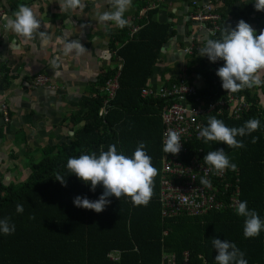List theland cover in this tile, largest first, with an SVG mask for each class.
<instances>
[{"label": "trees", "instance_id": "1", "mask_svg": "<svg viewBox=\"0 0 264 264\" xmlns=\"http://www.w3.org/2000/svg\"><path fill=\"white\" fill-rule=\"evenodd\" d=\"M137 1L135 16L131 19L124 14L128 24L118 28L109 42L110 53L116 55L115 60L122 58L123 67L120 88L110 101L108 114L99 117L105 99L102 88L116 74L117 67L104 72L93 96L84 100L82 119H72L76 124L82 121L83 125L75 130L71 143L44 147L42 157L36 163L30 161V169L22 180L10 184L0 180V220L8 217L15 225L11 235L0 232V264H162L164 254L174 255L175 264H217L214 238L235 243L244 252L248 264H264V230L257 237L245 238V217L235 212L236 203L247 201L248 208L264 221V114L258 97L250 95L249 89L226 92L216 75L223 60L211 62L200 56L199 51L184 60L190 83L198 82V95L220 98L230 93L242 95L248 103L238 119L230 111H224L222 116H210L228 127H241L250 119H258L260 127L247 136L236 137L243 141V148H229L223 142L205 143L203 138L189 143L191 154L203 163L207 152L223 148L230 162L236 164L235 171L225 170L230 186L222 189V209L198 217L160 215L157 193L163 102L158 98H143L142 93L149 87L155 66L161 62L162 48L171 43L175 32L170 23L154 19L157 8H150L151 0ZM146 7L148 10L141 17L140 10ZM135 26L139 30L131 34ZM219 37L220 34L212 39ZM199 81L205 86L200 87ZM253 137H258L255 143ZM140 142H145V151L158 170L154 195L147 206H134L126 196L120 200L108 197L110 203L100 213L74 205L73 199L78 195L98 199L103 187L98 185L92 191L89 184L70 174L66 167L69 158L93 152L98 156L112 144L118 152L131 157ZM57 173L66 176V186L54 178ZM231 183L239 188L236 195L232 193ZM17 204L23 206V213L16 212ZM113 251L121 252L119 261L109 259Z\"/></svg>", "mask_w": 264, "mask_h": 264}, {"label": "crops", "instance_id": "2", "mask_svg": "<svg viewBox=\"0 0 264 264\" xmlns=\"http://www.w3.org/2000/svg\"><path fill=\"white\" fill-rule=\"evenodd\" d=\"M193 1H150V8H157L154 19L170 23L175 32L171 44L161 53L152 80L166 82L185 68L178 52L190 44L189 38L198 37L205 46L207 37L203 27L191 20ZM212 1L222 17L221 30L224 26L235 28L240 19L252 26L257 35L264 30V11L255 9V0ZM1 2L4 16L9 19L14 18L19 5L30 7L41 21L40 31L47 36L46 41L38 34L32 40H25L7 29L6 21L0 19V180L10 184L26 176L29 163L40 160L44 147L71 143L75 130L83 125L82 121L76 124L72 119H82V103L93 96L104 72L117 64L109 42L118 28L111 22L105 26L97 19L98 13L113 10L108 0H83V9L69 11L60 7L63 0ZM137 2L132 0V6L125 12L128 18L135 16ZM147 10L148 7L142 8L140 16ZM72 41L78 42L83 51L66 54L65 45ZM40 74L49 77L55 89H35L30 81ZM199 86L205 85L199 81ZM248 93L258 97L264 114V84L249 89ZM2 103L9 109V122L2 115Z\"/></svg>", "mask_w": 264, "mask_h": 264}, {"label": "clouds", "instance_id": "3", "mask_svg": "<svg viewBox=\"0 0 264 264\" xmlns=\"http://www.w3.org/2000/svg\"><path fill=\"white\" fill-rule=\"evenodd\" d=\"M108 3L113 10L98 13V21L105 26L111 22L117 28H124L128 24L124 14L132 6V0H108ZM60 7L69 11L83 9L85 4L83 0H63ZM254 7L257 11H264V0H255ZM0 19L6 21L4 26L7 29L25 40H32L37 34L42 40H47L46 34L40 31L41 21L27 5H19L13 19H9L6 15ZM255 33L256 30L252 26L240 19L235 28L224 26L218 39H206L205 46L199 49L200 56H206L211 62L223 60V66L217 69L216 75L220 78L221 86L226 92L236 93L264 84L262 79L264 30H261L258 35ZM64 51L66 54L72 51L82 52L83 48L78 42L72 41L65 45ZM259 127L258 119H250L241 127H228L220 119L210 116L207 126L199 129L197 138H203L205 143L223 142L229 148H243L245 147L243 141L237 140L236 137L247 136ZM257 140L258 137L252 138L253 143ZM145 147V142H140L131 157L118 152L116 145L112 144L107 151H101L98 156L93 152L69 158L66 167L70 174H75L79 180L89 184L92 191H95L98 185L103 187V192L98 199L90 200L78 195L73 199L74 205L100 213L110 203L108 197L115 196L120 200L122 196H126L130 198L134 206H147L154 195V179L158 175V170L152 165V158L146 153ZM180 150L181 133L169 130L163 151L175 155ZM203 160L214 175H220L226 169L235 171L237 167L230 162L223 148L207 152ZM65 177L59 173L54 176L62 186H66ZM200 183L207 187L211 182L202 177ZM23 211V206L17 204L16 212L23 213ZM235 212L245 217L243 227L245 238L257 237L264 230V221L255 210L248 208L247 201L236 203ZM14 231L15 225L9 222L8 217L0 220V232L11 235ZM212 245L216 249L217 264H248L244 258V252L235 243L214 238Z\"/></svg>", "mask_w": 264, "mask_h": 264}, {"label": "built area", "instance_id": "4", "mask_svg": "<svg viewBox=\"0 0 264 264\" xmlns=\"http://www.w3.org/2000/svg\"><path fill=\"white\" fill-rule=\"evenodd\" d=\"M193 3L195 9L191 20L201 24L207 39L218 37L221 31L222 17L215 10L213 1L207 0L202 3L199 0H194ZM4 14L5 10L0 0V17H3ZM138 30L139 27H133L131 34ZM196 39L189 38L190 44L181 48L183 60L199 51V46L204 40L200 44L199 38L196 37ZM116 63V74L109 78L102 88L105 99L100 110V118H104L108 114L110 101L115 98L120 88L119 76L123 67L122 58L117 57ZM30 83L35 89L39 87L55 89L50 78L42 74L36 75ZM199 89L197 85L190 83V78L186 75L184 68L171 82H157L156 79L152 80L151 78L149 87L145 88L142 93L143 98H158L163 102L160 111L162 156L157 193L162 218L181 215L198 217L206 215L212 210L222 209L224 206L222 189L226 190L230 186L226 181V171L220 175H214L208 165L200 161L196 155L191 154L189 143L202 139L197 138L199 129L204 127V121L210 115L222 116L224 111H230L233 118L238 119L248 103L242 95L234 96L230 93L220 98L200 97ZM1 112L5 122H9V109L6 103H2ZM169 130L181 133V150L175 155L163 151L164 141ZM202 177L210 180V186L205 187L200 183ZM231 185L233 186L232 193L236 195L239 188L236 183H231ZM120 256V251H113L108 257L111 261H119ZM164 263L175 264L174 255L164 254L162 264Z\"/></svg>", "mask_w": 264, "mask_h": 264}, {"label": "water", "instance_id": "5", "mask_svg": "<svg viewBox=\"0 0 264 264\" xmlns=\"http://www.w3.org/2000/svg\"><path fill=\"white\" fill-rule=\"evenodd\" d=\"M170 44H171V43H169V44H167L166 46H164V47L162 48V51H164L165 49H167V48H168V45H170ZM179 56L183 58V52H180V53H179Z\"/></svg>", "mask_w": 264, "mask_h": 264}, {"label": "bare ground", "instance_id": "6", "mask_svg": "<svg viewBox=\"0 0 264 264\" xmlns=\"http://www.w3.org/2000/svg\"><path fill=\"white\" fill-rule=\"evenodd\" d=\"M195 9V8H194Z\"/></svg>", "mask_w": 264, "mask_h": 264}]
</instances>
